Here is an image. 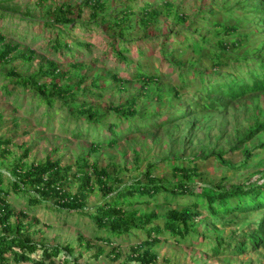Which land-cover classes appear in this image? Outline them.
Returning a JSON list of instances; mask_svg holds the SVG:
<instances>
[{
    "label": "trees",
    "instance_id": "obj_1",
    "mask_svg": "<svg viewBox=\"0 0 264 264\" xmlns=\"http://www.w3.org/2000/svg\"><path fill=\"white\" fill-rule=\"evenodd\" d=\"M46 1L40 0L39 4L42 5ZM156 1L164 8L170 6V3L165 0ZM263 4L264 1L261 0L248 5L246 10L249 14L258 16L261 20L259 23L262 25L264 24V16L261 15L264 13ZM85 8L91 10L90 20L84 23L77 21L81 19ZM108 10L110 9L106 6L105 0H83L77 5L64 4L57 8L54 13V24L46 23L47 26L56 24L59 27L52 38L53 51L60 55L61 60L69 54V61L72 63L71 69L82 71L85 65L75 63L81 53H75L73 50L76 48L89 53L90 48L94 47V43L89 41L92 37L91 34L96 28H100L109 36L104 60L114 58L118 66L125 67V71L132 69L130 71L133 75L131 78L143 85V93H151L152 85L157 86L156 91L159 90L158 86L161 85L164 77L163 69L155 67L148 52L141 47L136 49L140 59L136 62L130 60L128 53L134 51L131 44L136 41H131L127 37L131 34L135 20L143 28L152 27L157 24L161 11L156 9L152 2H146L140 8L142 13L140 16L135 11V5L131 3V0H127L120 9H113L107 13ZM176 17L182 22L186 21V17L183 15H176ZM213 26L214 31L208 35H204L205 31L198 28L186 29L184 36L175 32L164 36V40L156 43L157 48L161 50L162 59L164 58V61L174 69L173 73H170L171 77L174 80L178 79L177 86L173 87L171 96L175 99H182L181 93L189 87L201 90L195 95L194 103L191 100L187 101L192 102L188 104L190 109L187 108L188 105L185 108L176 109L179 121L187 120L191 114L198 112L226 111L234 102L247 96L264 93V45L258 50L256 47L250 46L252 34L248 31L241 33L242 28L229 23L224 17L217 18V21L213 22ZM75 28L79 29L82 34L77 33L72 38L69 35L74 32ZM172 35L174 36L173 42L169 39ZM5 41L6 37L0 30V64L11 62L14 60L13 54L19 53V46L5 43ZM123 45L128 46L123 47ZM152 45H155L154 42ZM33 54V51H30V54L22 52L19 56L32 61ZM204 61L208 62V65L202 70L199 66ZM129 65H131L130 68ZM209 68L214 72L206 73L205 70ZM40 74L33 79L21 76L18 78L15 71H11L8 76L15 87L18 85L27 87L29 84H35L47 104L53 102V93H57L62 98L75 99V90L81 88L79 82L76 85H60V80L66 78L70 80L72 76H69L70 72L61 70L54 61L49 60L47 65L40 69ZM170 74L168 73V75ZM112 77L117 83L123 85L130 82L124 77H120L118 72L113 73ZM45 78L50 79L49 84L40 85L36 82ZM13 79L16 80L13 81ZM90 88L94 90L101 86L97 81H93ZM6 89L9 94L13 93L9 87ZM49 89L51 90L49 91ZM164 96L159 92L156 98L161 102ZM137 97L138 95H133L125 103L112 109L116 117L124 118L123 123H110L106 127L103 125V120L107 116L101 114L93 105L83 103L76 105L75 108L78 113L89 115V121L93 125L97 124L95 130L101 129L103 133L109 135L104 140L109 146L116 145L119 139L125 137L121 127L125 126L128 131L132 132L139 130L148 132L152 128L151 126H166L173 123V121L163 120L165 115H154L152 119L140 118L137 110ZM193 104L197 108L191 109ZM138 117L142 124L133 122L136 118L139 119ZM2 118L3 116L0 114V121ZM258 118L260 119L254 123L248 133L233 144L227 153L239 151L243 144L249 143L256 136L264 133V113L262 117ZM151 121L154 123L153 125L147 123ZM74 135L82 136L76 132ZM12 141V137L0 138V160L7 159L12 154L8 148ZM104 141L94 142L91 151L99 153ZM261 152L264 153V141H260L254 151L244 148L245 159L235 167L224 159L225 153L222 152L202 157L205 158L204 160L216 157L217 162L225 170L227 167L250 170L249 177L243 183L226 185L227 176H223L221 179L207 177L199 162L201 157L193 156L167 160L172 163L171 172L177 178L176 183L166 181L165 177L155 176L153 173L156 165L149 164L142 179L126 188L116 189V184L124 182L125 172L115 167L114 164L107 167H100L96 163L91 165L89 160L84 157L79 158L76 164L68 166H63L59 160L53 161L51 158L45 163L27 166L23 161L28 158L29 150L27 149L24 156L11 169L13 179L7 178L0 171V264L29 262L32 264H81L76 258H71L75 252L71 246L50 247L31 239L29 230L32 223H26L25 220L29 218L27 211L41 207L45 203H53L55 205L53 210L58 212L63 210L70 213L81 212L85 210L88 199L96 189L106 197L95 208L91 216L96 227L93 239L97 243L94 244L92 239L81 238L82 241L85 240L88 247L95 248V257L100 259L106 256L112 260H119L121 254L119 247L115 246L116 241L121 243L130 236H135V232H139L142 233L141 237L137 238L139 242L131 247L129 261L135 262V264H158L159 255L155 249L163 242V237L174 239L179 244L187 242L192 234L197 233L198 223L203 218L202 208L208 211L210 218L216 223L220 221L223 225L232 224L235 226L241 224L238 216L250 215L255 212L264 213V156L260 157L258 154ZM194 178H199L208 185L203 183L202 187L197 190L193 184ZM143 179H145L144 183ZM74 184H76V191H72ZM11 194L17 197H26L27 209L17 212L9 201ZM159 198H164L165 203L171 204L166 211L160 212L155 209L150 213H142L140 209L136 208L141 205L153 204ZM178 200L181 203L177 206L174 205L173 202H178ZM126 208L134 209L130 211ZM232 216H237L238 219H231ZM13 218L16 219L14 222ZM235 237L237 238L232 241H226L225 237L220 236L210 248L211 253L218 256L229 252L240 256L247 253L248 250L264 247V216L256 225V229L246 232L242 238L238 234ZM39 252H41L40 258L34 259L32 256Z\"/></svg>",
    "mask_w": 264,
    "mask_h": 264
},
{
    "label": "rangeland",
    "instance_id": "obj_2",
    "mask_svg": "<svg viewBox=\"0 0 264 264\" xmlns=\"http://www.w3.org/2000/svg\"><path fill=\"white\" fill-rule=\"evenodd\" d=\"M0 1V30L6 37L5 43L19 46V53L13 54L14 60L0 64V114L3 116L0 121V138H13L8 147L12 154L9 158L0 160V171L7 178L13 179L11 169L24 156L27 149L29 150L28 158L23 160L27 166L45 163L49 158L53 161L59 160L63 166H68L76 164L79 158L84 157L89 160L91 165L96 163L100 167H107L114 164L115 167L125 172L124 182L116 184V189L126 188L142 179L149 164L156 165L153 173L155 176L165 177L166 181L176 183L177 178L171 172L172 163L167 160L193 156L201 157L199 162L207 177L221 179L223 176H227L226 185L243 183L249 177L250 170H237L232 167H227L225 170L217 162L216 157L213 156L212 161L204 160L205 158L202 157L222 152L225 153L224 159L235 167L245 159L244 148L254 151L257 144L264 141V133H261L254 140L243 144L239 151L227 153L233 144L248 133L254 123L260 119L258 117H262L264 93L247 96L234 102L226 111L198 112L191 114L187 120L179 121L176 109L185 108L188 104L196 101L195 95L201 90L189 87L181 93L182 99H175L171 96L173 87L177 86L178 79H176V75L174 76L176 80L171 77L170 73H173L174 69L164 61V58L162 59L161 50L157 48L156 43L164 40V36H169L171 33L179 32L184 36L186 29L198 28L205 31L204 35H208L214 31L213 22L217 21V18L224 17L229 23L242 28L241 33L247 31L251 33L249 45L258 50L264 45V24L259 23L261 20L258 16L249 14L246 10L248 5L261 0H165L170 3L169 8L157 4L156 0H131V3L135 5V11L140 16H142L140 8L146 2H152L154 7L161 11L157 24L152 27L143 28L135 20L131 34L127 37L131 41H136L131 44L134 51L128 53L130 60L136 62L140 59L136 49L141 47L148 52L154 66L163 69L164 77L163 82L158 86L159 90L156 91L157 86L152 85V91L149 94L143 93V85L131 78L133 76L130 73L132 69L125 71V67L118 66L114 58L104 60L109 36L100 28L94 30L93 27L92 29L94 32L89 41L94 43V47L90 48L89 53L74 47L75 53H81L75 63L85 65L82 71L71 69L72 63L69 61V54L66 55L67 58L63 57L61 60L60 55L53 51L52 38L59 27L56 24L47 26L46 23L54 24V13L57 8L64 4L77 5L83 0H47L42 5L39 4L40 0ZM126 1L105 0L106 6L110 9L107 13L113 9H120ZM262 8L264 9V4ZM83 11L81 19L77 21L88 22L91 10L85 8ZM176 15H183L186 17V21H180ZM261 15L264 16V13ZM77 33L82 34L79 29L75 28L69 36L74 38ZM169 39L173 42L174 36H170ZM127 46L123 45V47ZM30 51L34 52L32 61L20 58V53L30 54ZM49 60L57 63L61 70L70 72L69 76H72L70 80L67 78L60 80V85L81 83V88L75 90V99L62 98L57 93H53V102L47 104L35 84H29L27 87L22 85L15 87L8 76L11 71H15L18 78L21 76L33 79V77L41 75L40 69L45 67ZM206 65L208 62L204 61L199 68L204 70ZM128 67L130 68L131 65ZM115 72L130 82L124 85L117 83L112 77ZM205 72L211 74L214 70L209 68ZM93 81H97L101 88L94 90L90 88ZM36 82L40 85L49 84L50 79L45 78ZM6 87H9L13 93L9 94ZM159 92L165 95L161 102L156 98ZM133 95H138L137 110L140 118L152 119L154 115H165L163 120L173 121V123L166 126H151L152 128L148 132L140 130L132 132L128 131L125 126L121 127L125 137L119 139L116 145L109 146L104 141L109 135L103 133L101 129H99L100 131L95 130L97 124L93 125L89 121V115H82L75 108L76 105L83 103L93 105L101 114L107 116L103 120L104 127L110 123L121 124L125 121L124 118L116 117L112 109L125 103ZM189 100L192 102H187ZM187 108L190 109V105ZM194 108L197 107L193 104L191 109ZM140 118H136L133 122L142 124ZM147 123L154 124L152 121ZM75 132L82 136L76 137ZM99 140L104 141L100 152H92V144ZM258 154L260 157L264 156L263 152ZM258 177L259 175L257 179ZM143 180L144 183L145 179ZM203 183L208 185L199 178L193 179L194 187L197 190L202 187ZM72 191H76V184L73 185ZM105 199L106 197L96 189L88 199L85 210L81 212L70 213L64 210L58 212L53 210L55 207L53 203H45L41 207L27 211L29 218L25 222L32 223L29 230L30 238L50 247L71 246L75 249L71 258H76L81 264H135V262L129 261V254L131 247L139 242L137 238H140L142 233L135 232V236H130L121 243L116 241L115 246L119 247L121 254L119 260H112L106 256L97 259L95 248H90L85 243V240L90 239L94 244L97 243L93 239L96 227L91 216L95 208ZM9 201L17 212L27 209L28 203L24 196L17 197L11 194ZM179 203H181L180 200L173 202L176 206ZM169 205L171 204L165 203L164 198H159L153 204L141 205L136 208L140 209L142 213H150L155 209L163 212L170 207ZM126 209L131 211L134 208ZM201 215L203 218L198 223L197 233L192 234L187 242L179 244L174 239L163 237V242L155 249L159 255L158 264H264V247L248 250L247 253L240 256L229 252L215 256L210 251L214 241L220 236L225 237L226 241H232L237 238L236 234L242 238L246 232L256 229V225L263 219L264 213L255 212L250 215L238 216L241 224L236 226L223 225L220 221L216 223L204 208L201 209ZM232 218H237V216H232ZM15 220V218L12 219L13 222ZM81 238L85 240L82 241ZM40 255L41 252L32 257L39 259ZM25 264H32V262Z\"/></svg>",
    "mask_w": 264,
    "mask_h": 264
},
{
    "label": "clouds",
    "instance_id": "obj_3",
    "mask_svg": "<svg viewBox=\"0 0 264 264\" xmlns=\"http://www.w3.org/2000/svg\"><path fill=\"white\" fill-rule=\"evenodd\" d=\"M233 104V103H232ZM213 112V111H212Z\"/></svg>",
    "mask_w": 264,
    "mask_h": 264
}]
</instances>
